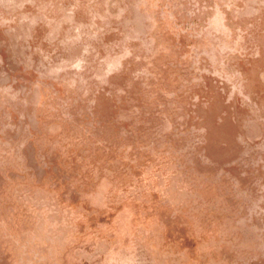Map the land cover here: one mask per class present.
Returning a JSON list of instances; mask_svg holds the SVG:
<instances>
[{"label":"rangeland","instance_id":"rangeland-1","mask_svg":"<svg viewBox=\"0 0 264 264\" xmlns=\"http://www.w3.org/2000/svg\"><path fill=\"white\" fill-rule=\"evenodd\" d=\"M0 264H264V0H0Z\"/></svg>","mask_w":264,"mask_h":264}]
</instances>
